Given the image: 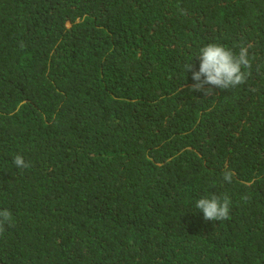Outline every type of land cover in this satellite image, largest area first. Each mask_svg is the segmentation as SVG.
<instances>
[{"label": "trees", "instance_id": "16d2710c", "mask_svg": "<svg viewBox=\"0 0 264 264\" xmlns=\"http://www.w3.org/2000/svg\"><path fill=\"white\" fill-rule=\"evenodd\" d=\"M209 43L244 83L191 90ZM5 208L6 264H264V0H0Z\"/></svg>", "mask_w": 264, "mask_h": 264}, {"label": "clouds", "instance_id": "9594fccd", "mask_svg": "<svg viewBox=\"0 0 264 264\" xmlns=\"http://www.w3.org/2000/svg\"><path fill=\"white\" fill-rule=\"evenodd\" d=\"M199 59L198 71H192V63H187L184 70L192 71V91L203 92L205 96L213 94L214 86L219 89H231L245 82L247 74L242 69L251 67L248 58L247 47H241L238 54L232 50L215 43H209L199 49L196 56ZM13 163L17 168H27L30 165L24 158L17 154L13 158ZM234 173L231 170H225L223 180L231 183ZM247 199V197H245ZM231 200L227 195L223 198L216 195L202 196L196 201L195 208L203 213L206 221H222L229 217ZM12 221V213L8 209L0 210V233L5 230V225Z\"/></svg>", "mask_w": 264, "mask_h": 264}, {"label": "water", "instance_id": "95a60500", "mask_svg": "<svg viewBox=\"0 0 264 264\" xmlns=\"http://www.w3.org/2000/svg\"><path fill=\"white\" fill-rule=\"evenodd\" d=\"M0 264H6V263L0 261Z\"/></svg>", "mask_w": 264, "mask_h": 264}]
</instances>
